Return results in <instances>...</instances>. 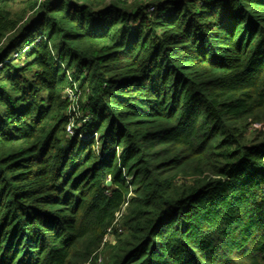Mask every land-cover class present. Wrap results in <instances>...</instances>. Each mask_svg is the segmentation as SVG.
Returning a JSON list of instances; mask_svg holds the SVG:
<instances>
[{"label":"trees","instance_id":"1","mask_svg":"<svg viewBox=\"0 0 264 264\" xmlns=\"http://www.w3.org/2000/svg\"><path fill=\"white\" fill-rule=\"evenodd\" d=\"M0 264H264V0H0Z\"/></svg>","mask_w":264,"mask_h":264},{"label":"built area","instance_id":"2","mask_svg":"<svg viewBox=\"0 0 264 264\" xmlns=\"http://www.w3.org/2000/svg\"><path fill=\"white\" fill-rule=\"evenodd\" d=\"M72 86H69L66 91L64 92V99L68 101V115H69V123L67 126V133L70 136L75 135V127L77 125V121H81L83 118L82 111L80 109V96H81V90L78 88V85L73 82L71 79ZM85 121V120H84ZM97 134H94L92 137H96ZM81 139H86L87 137L84 135H79ZM110 231V230H109ZM109 237H106L104 240L106 241ZM102 258H99L98 262L101 263Z\"/></svg>","mask_w":264,"mask_h":264},{"label":"water","instance_id":"3","mask_svg":"<svg viewBox=\"0 0 264 264\" xmlns=\"http://www.w3.org/2000/svg\"><path fill=\"white\" fill-rule=\"evenodd\" d=\"M110 185H111V182L109 181V182H108V186H110Z\"/></svg>","mask_w":264,"mask_h":264},{"label":"rangeland","instance_id":"4","mask_svg":"<svg viewBox=\"0 0 264 264\" xmlns=\"http://www.w3.org/2000/svg\"><path fill=\"white\" fill-rule=\"evenodd\" d=\"M150 1V0H149Z\"/></svg>","mask_w":264,"mask_h":264}]
</instances>
